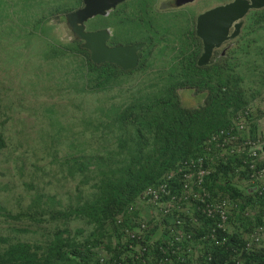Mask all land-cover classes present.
Wrapping results in <instances>:
<instances>
[{
    "label": "rangeland",
    "instance_id": "1",
    "mask_svg": "<svg viewBox=\"0 0 264 264\" xmlns=\"http://www.w3.org/2000/svg\"><path fill=\"white\" fill-rule=\"evenodd\" d=\"M6 1L0 11V234L44 245L62 235L72 250H91L96 261L109 257L121 235L111 219L101 228L94 211L105 196L104 182L118 178L136 155L135 128L126 130L112 122L133 100L165 96L173 87L187 106L205 102L196 100L193 88L179 83L187 78L190 62L203 52L195 35L197 16L232 0H194L180 6L176 0H125L107 15L90 18L86 29L108 28L110 45L146 43L139 67L117 72L102 84L96 80L99 71L91 73L78 54L81 43L66 22V13L82 7L83 0H73L72 9L61 11V21L54 16L53 0ZM232 43L231 54L218 66L222 74L213 67L211 77L239 80L252 113L249 132L238 136L264 142L263 9L246 16L242 35ZM229 160L230 171L224 174L232 185L212 188H228L239 203L228 224L238 235L236 243H250L263 252L264 235L257 244L252 234L264 223V199L255 195L258 183L246 172L232 174L233 167L241 165L240 155ZM132 202L137 215L151 217V207L138 198ZM160 224L151 223L149 238L163 242L167 236ZM201 244L214 249L211 242Z\"/></svg>",
    "mask_w": 264,
    "mask_h": 264
},
{
    "label": "trees",
    "instance_id": "2",
    "mask_svg": "<svg viewBox=\"0 0 264 264\" xmlns=\"http://www.w3.org/2000/svg\"><path fill=\"white\" fill-rule=\"evenodd\" d=\"M36 1L44 4L46 0ZM53 1L55 5L51 8L54 10V16H57L61 21L64 17L60 12L72 9L73 0ZM6 3L7 1L0 0V11ZM252 11H258L259 13L262 12V9ZM195 35L203 49V42L197 36L196 31ZM241 35L242 32L231 43L238 40ZM74 40L81 43L77 48V52L84 56V63L87 64L90 72L99 71L96 76L97 84L109 82L117 72H127V70L114 63H95L91 59L90 51L83 46V41L75 34ZM233 49V46H230L226 54H220L218 50H215L211 62L203 66L198 64L199 57L202 54L200 53L188 65L189 70L185 71L187 78L179 84L198 87L197 89L206 87L205 102L202 105L197 107L185 105L177 96L176 88L173 87L170 88L174 91L171 94L154 98L135 99L124 108L119 109L116 119L112 123L119 124L126 130L131 126L135 128L136 140L134 146L136 155H133L131 163L124 164V168L118 173V178H109L104 182L105 196H101L100 201L102 204L95 206L96 211H94L95 216L99 218L98 222L101 228L105 226L106 219H111V223L118 230V235H122L119 233L120 227L115 223L116 215L138 198L148 185L156 183L179 160L199 153L203 142L214 131L227 125L233 113L247 105L244 91L237 78L230 79L229 76L224 75L221 78L220 75L216 81L211 77L213 76L211 74L212 68L220 66L229 57ZM139 66L140 64L137 67ZM214 72L222 74L223 69L218 67ZM117 144L121 145L122 141L119 140ZM3 145L4 140L0 137V146ZM126 146L123 145L124 148ZM110 150L113 153L112 150L114 149ZM229 159L228 161L231 162ZM228 166L230 165L224 164L223 167L218 169L217 173ZM217 179L216 176L215 180ZM132 216L140 217V215H137L136 209L131 213H126V226H131ZM170 218L172 217L170 216L168 219ZM204 224L206 225V220H204ZM194 228L200 231V228ZM219 232L217 237L222 241L221 244L216 245L209 239L204 241L205 245L206 242H211L214 246L213 250L204 247L198 252H188L187 250L190 247L188 242H192V239H186L184 241L185 245L179 250L180 260L176 264L264 263V249H261L263 252H259L258 249L247 248L242 243H236L234 238L238 236L237 234H232L234 236L231 237L226 232L221 230ZM160 244L166 245L165 242H160ZM160 244L157 243L150 254L149 252L144 254L145 264H156L165 256L159 247ZM70 246L72 245L62 235H55L50 243L44 245L28 241H12L11 237L0 234V264H113L115 259H118L123 252L118 246L112 247L111 249L114 252L111 250L112 253L109 258L106 259L105 263H102V257L96 261L95 254L91 250L85 251V249L79 247L72 250L69 248ZM208 253L212 255L211 261H208L206 257ZM194 254L195 258L192 257Z\"/></svg>",
    "mask_w": 264,
    "mask_h": 264
},
{
    "label": "built area",
    "instance_id": "3",
    "mask_svg": "<svg viewBox=\"0 0 264 264\" xmlns=\"http://www.w3.org/2000/svg\"><path fill=\"white\" fill-rule=\"evenodd\" d=\"M228 47L221 54H226ZM251 113L250 106L240 110L229 127L215 131L203 142L202 153L179 160L156 183L148 185L140 193L138 199L153 209L150 218L132 216L131 226H126V213L136 209L134 202L116 215L115 223L122 234L116 246L123 252L113 264L146 263L143 256L147 252L151 253L153 245L147 238L151 221L161 222L163 228L172 236L169 244L159 246L165 256L156 264H176L180 260L178 253L183 248L182 243L186 239H192L194 235V231L180 229L184 216H191V220L198 224L201 218L210 220L212 226L205 238L216 245L221 244L222 241L217 235L220 230H227L231 209L237 207V204L227 193L213 194L206 181L215 172L216 165L227 164L232 156L240 155L241 158L242 166L236 167V172L241 173L243 169H248L251 177L261 182L256 188V195L264 198V166L259 163L264 142L251 136L243 139L238 136V132H249L248 119ZM170 216L172 218L168 221ZM252 235L259 244L261 235H264V225L258 226ZM247 248L251 247L247 245ZM194 249L192 244L187 251L192 252ZM206 257L211 261V254L208 253ZM108 258L103 256L101 262L105 263Z\"/></svg>",
    "mask_w": 264,
    "mask_h": 264
},
{
    "label": "water",
    "instance_id": "4",
    "mask_svg": "<svg viewBox=\"0 0 264 264\" xmlns=\"http://www.w3.org/2000/svg\"><path fill=\"white\" fill-rule=\"evenodd\" d=\"M125 0H83L84 5L66 14V20L74 34L83 40L97 64L114 63L124 70L135 69L140 61V51L145 42L110 45L108 28L87 30L85 23L97 15H107ZM194 0H176L180 6ZM264 7V0H233L210 8L197 17L196 33L203 42L199 65H208L215 50L225 42L236 38L243 26V19L253 9Z\"/></svg>",
    "mask_w": 264,
    "mask_h": 264
},
{
    "label": "clouds",
    "instance_id": "5",
    "mask_svg": "<svg viewBox=\"0 0 264 264\" xmlns=\"http://www.w3.org/2000/svg\"><path fill=\"white\" fill-rule=\"evenodd\" d=\"M233 1V0H232ZM191 2H193V1H191ZM228 3V2H227ZM225 4V3H224ZM215 6H218V5H215ZM215 6H212V7H210V8H213V7H215ZM210 8H208V9H210ZM208 9H206V10H208ZM259 9H264V7L263 8H259ZM205 10V11H206ZM253 10H258V9H253ZM252 11V10H251ZM250 11V12H251ZM249 12V13H250ZM203 13V12H202ZM248 13V14H249ZM67 14V13H66ZM201 14V13H200ZM199 14V15H200ZM247 14V15H248ZM198 15V16H199ZM246 15V16H247ZM197 16V17H198ZM246 18V17H245ZM245 18L243 19V26H242V28H241V31H240V33L242 32V30H243V28H244V26H245ZM66 22H67V20H66ZM196 24H197V19H196ZM74 33V32H73ZM239 33V34H240ZM197 34V33H196ZM198 36V35H197ZM199 37V36H198ZM238 37V36H237ZM236 37V38H237ZM235 39V38H234ZM233 40V39H232ZM232 40H229V41H227V42H225L224 44H223V46H222V48H224L225 49V47H228V49H227V52H228V50H229V48H230V46H232V43H231V41ZM83 41V40H82ZM84 42V41H83ZM138 42H140V41H138ZM109 43V42H108ZM136 43V42H135ZM146 44V43H145ZM117 45V44H116ZM220 48V47H219ZM219 48H217L216 50H219ZM224 49H222L221 51H219V53L221 54V52L224 50ZM142 50V49H141ZM141 52V51H140ZM226 52V53H227ZM203 53V52H202ZM215 53V52H214ZM202 55V54H201ZM201 55H200V57H201ZM213 56H214V54H213ZM199 57V58H200ZM140 62V61H139ZM139 65V64H138ZM137 68V67H136ZM133 70V69H132ZM127 71H130V70H127ZM190 88H193L194 89V91H198L199 89H197V87H196V89H195V87H190ZM206 90V89H205ZM207 91V90H206ZM248 105H246L245 107H247ZM245 107H243L242 109H244ZM242 109H240V110H242ZM239 110V111H240ZM239 111H237V113L239 112ZM232 121V120H231ZM231 121H230V123H231ZM230 125V124H229ZM229 125H228V127H229ZM221 128H225V127H221ZM221 128H219V129H221ZM218 129V130H219ZM217 131V130H216ZM215 132V131H214ZM213 132V133H214ZM242 132H244V131H242ZM242 139V138H241ZM263 147H264V145H263ZM203 152V144H202V146H201V151H199V153H197L196 155H199L200 153H202ZM196 155H191V156H196ZM189 157V156H188ZM233 157V156H232ZM231 157V158H232ZM262 158H264V149L261 151V154H260V161H259V163H260V166H264V162L262 163ZM240 161H241V158H240ZM228 165H230L231 166V162L230 161H228V163H227ZM223 165L224 164H219V165H216V167H215V172L207 179V181H206V184H207V186H208V188L212 191V193L213 194H219V193H227V194H229L230 195V197H231V199H232V201L234 202V203H236L237 204V207H234V208H232L231 209V213H230V218H229V222H228V224L230 223V221H231V214H232V212L233 211H237L238 210V207H239V203L238 202H236L234 199H233V197H232V193L230 192V190L228 189L229 187H230V185H232V182H231V179H230V177H228V176H226L225 174H224V171L225 170H229L230 171V166H228L226 169L224 168V170H222V171H220L219 173H217L218 172V169L220 168V167H223ZM240 166H242V165H236V166H234L233 167V173L232 174H234V175H237V176H241V174L243 173V172H246L245 173V175H247V176H249L254 182H257L258 183V185L261 183L259 180H254V178H252L251 177V175H250V173L248 172V169H243L242 171H241V173H238V172H236V167H240ZM230 175V174H229ZM216 176L218 177V179L217 180H215L216 179ZM160 179V178H159ZM158 179V180H159ZM264 181V180H263ZM218 184H220V185H223L222 187H228L227 189H226V191H219V192H217L216 191V189L215 190H213L214 188H212V186H215V185H218ZM151 185V184H150ZM257 185V186H258ZM255 195H256V190H255ZM258 196V195H257ZM260 198H263V197H260ZM264 199V198H263ZM133 203V202H132ZM264 212V211H263ZM263 212H262V220H263V222H264V218H263ZM140 216H145V215H140ZM145 217H147V216H145ZM150 218V217H149ZM204 220H206V225L204 224ZM168 221H169V219H168ZM183 225H181V227H180V229H182V230H185V231H194V235H193V237H192V242H188L189 244L188 245H190V246H192V244L194 245V251H196V252H198V251H200L201 249H202V244H201V242H204L205 240H207V238H205L207 235H205L207 232H208V230L210 229V227L212 226V222L210 221V220H208V219H206V218H201V222L198 224V223H196V222H194V221H192L191 220V216H184V219H183ZM189 221V226L188 227H186V224H187V222ZM152 222H156V221H151L150 222V226H151V223ZM159 224L161 223V222H158ZM207 223H208V225H207ZM228 224H227V226H228ZM161 225V229L163 228V225L162 224H160ZM260 225H264V223H262V224H260ZM259 225V226H260ZM194 227H197V228H200V231L199 230H197V229H195ZM151 228V227H150ZM258 228V227H257ZM163 230H164V232H166V236H167V241H163V242H165L166 243V245L167 244H169L171 241H172V236L169 234V231H167V230H165L164 228H163ZM255 231H256V229H255ZM119 232H120V229H119ZM224 232V231H223ZM227 234H229V233H231V231L228 229V227H227V230L225 231ZM229 232V233H228ZM232 234V233H231ZM149 235H150V230H149V233H148V235H147V238H148V240H150V242L151 243H153V245H152V248L153 247H155L156 245H157V243H159L160 244V242L159 241H156V240H152V239H150L149 238ZM197 235H202V236H200V237H197ZM194 237H196V239H194ZM254 237V236H253ZM262 237V236H261ZM121 238V236L119 237V239ZM262 239V238H261ZM254 240V239H253ZM255 241V240H254ZM213 243V242H212ZM160 245H162V244H160ZM183 245H185L184 244V242L182 243V246ZM248 245V243L246 244V246ZM250 249H253L252 247L250 248ZM152 250V249H151ZM207 264H209V263H207ZM264 264V263H263Z\"/></svg>",
    "mask_w": 264,
    "mask_h": 264
},
{
    "label": "crops",
    "instance_id": "6",
    "mask_svg": "<svg viewBox=\"0 0 264 264\" xmlns=\"http://www.w3.org/2000/svg\"><path fill=\"white\" fill-rule=\"evenodd\" d=\"M264 10V9H263ZM204 94H205V96H206V90H198V91H196L195 92V95H194V97H196V100H201V101H203L204 99H205V96H204ZM200 101V102H201Z\"/></svg>",
    "mask_w": 264,
    "mask_h": 264
}]
</instances>
